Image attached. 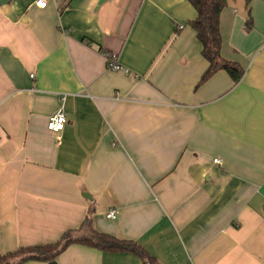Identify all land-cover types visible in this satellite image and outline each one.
Instances as JSON below:
<instances>
[{"label":"crops","instance_id":"obj_1","mask_svg":"<svg viewBox=\"0 0 264 264\" xmlns=\"http://www.w3.org/2000/svg\"><path fill=\"white\" fill-rule=\"evenodd\" d=\"M36 2L0 4V251L93 227L152 264H264V0L221 14L239 81H201L189 0ZM54 262L148 264L80 243Z\"/></svg>","mask_w":264,"mask_h":264},{"label":"trees","instance_id":"obj_2","mask_svg":"<svg viewBox=\"0 0 264 264\" xmlns=\"http://www.w3.org/2000/svg\"><path fill=\"white\" fill-rule=\"evenodd\" d=\"M249 8L252 0H245ZM197 11L195 19L189 23L197 32L202 44V54L209 66L201 81L211 77L219 70H226L235 81L243 76V69L234 61L225 59L221 49L223 44L220 18L228 5V0H189ZM247 28L251 27L248 19ZM85 222H90L88 218ZM76 230H68L53 243L20 247L13 252L0 251V264H23L27 261L54 262L71 244L80 243L100 250L111 252H132L139 255L145 263L152 264L154 258L135 240L122 239L117 236L91 228L89 236L75 237Z\"/></svg>","mask_w":264,"mask_h":264},{"label":"built area","instance_id":"obj_3","mask_svg":"<svg viewBox=\"0 0 264 264\" xmlns=\"http://www.w3.org/2000/svg\"><path fill=\"white\" fill-rule=\"evenodd\" d=\"M36 4L44 8L47 4V0H37ZM180 28L183 27V24L179 25ZM107 56V67L111 70H123V67L118 62L117 54L106 52ZM67 124V117L63 109H59L57 112H55L53 115L49 117L47 127L49 130L53 132H61ZM107 217L110 219H116L117 218V212L115 209H111L107 213ZM192 264V263H189Z\"/></svg>","mask_w":264,"mask_h":264},{"label":"water","instance_id":"obj_4","mask_svg":"<svg viewBox=\"0 0 264 264\" xmlns=\"http://www.w3.org/2000/svg\"><path fill=\"white\" fill-rule=\"evenodd\" d=\"M3 2H4V0H0V4ZM50 264H56V262H51Z\"/></svg>","mask_w":264,"mask_h":264}]
</instances>
